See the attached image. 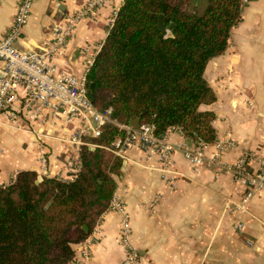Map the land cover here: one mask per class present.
I'll return each mask as SVG.
<instances>
[{"label": "crops", "instance_id": "0c3cea01", "mask_svg": "<svg viewBox=\"0 0 264 264\" xmlns=\"http://www.w3.org/2000/svg\"><path fill=\"white\" fill-rule=\"evenodd\" d=\"M88 1L34 0L16 49L40 51L53 41V26L82 12ZM17 3L0 0V39L14 20ZM121 5L122 0H104L86 14L53 66L83 77ZM204 79L215 96L214 102L200 107L214 114L216 138L205 146L206 155L216 143L229 142L222 164L233 165L246 154L247 169L258 170L259 161H264V0L242 1L241 19L230 32L227 49L208 61ZM74 128L51 118L41 128L0 116V187L12 183L20 171L35 172L41 180H69L73 171L67 168L63 138ZM167 138L173 145L186 139L174 128ZM120 158L125 165L115 177L110 201L120 211L102 214L88 238L75 247L72 264H121L127 250L124 236L140 264H264V190L241 212L237 206L244 190L229 171L194 168L175 152L172 169L177 179L172 187L162 179L155 155L128 149ZM238 223L243 224L241 233Z\"/></svg>", "mask_w": 264, "mask_h": 264}, {"label": "trees", "instance_id": "16d2710c", "mask_svg": "<svg viewBox=\"0 0 264 264\" xmlns=\"http://www.w3.org/2000/svg\"><path fill=\"white\" fill-rule=\"evenodd\" d=\"M241 4L122 0L85 75L91 103L110 110L112 123L97 138L83 137L80 169L71 181L43 177L36 183L35 172L20 171L0 187V264L73 263L75 247L109 209L122 166L109 150L124 134L119 126L147 112L140 125H152L157 137L175 128L204 146L215 141L214 114L200 109L215 100L204 69L227 49ZM160 16L163 28L172 25L170 36L159 28Z\"/></svg>", "mask_w": 264, "mask_h": 264}, {"label": "built area", "instance_id": "2783aa9c", "mask_svg": "<svg viewBox=\"0 0 264 264\" xmlns=\"http://www.w3.org/2000/svg\"><path fill=\"white\" fill-rule=\"evenodd\" d=\"M33 1L18 0L14 20L0 39V116L10 123L23 119L28 124L41 128L50 118L75 127L63 138L64 144L68 146L67 168L73 171V176L69 180L58 179L71 181L80 169L79 148L84 144L83 137H99L102 127L112 123V120L110 110L99 111L88 97L85 75L91 62L85 75L78 77L72 72L59 71L53 66V61L64 50L76 25L86 14L101 6L104 0H89L82 12H75L53 26L52 42L44 44L40 51L24 52L16 49L14 44L21 38L28 24ZM119 129L124 134L113 140L109 150L119 157L128 149H139L148 156L155 155L160 163L162 179L172 187L177 179L172 169V155L179 152L194 168L213 166L217 172L229 171L234 181L244 190L242 201L237 206V210L241 212H244L247 202L256 193L264 190V161H259V169L255 171L247 169L246 154L233 165L222 164L221 156L225 149L231 146L229 142L216 143L215 149L207 156L204 145L188 138L173 145L167 138L168 131L157 137L154 127L149 124L140 125L138 129L129 126H119ZM40 162L43 165L45 163L42 158ZM119 209L116 203L109 206V210L120 211ZM236 230L241 233L243 224L238 223ZM127 232L128 230L124 229V233ZM125 237L123 242L127 250L121 264H140L135 250ZM246 243L252 244L249 241Z\"/></svg>", "mask_w": 264, "mask_h": 264}, {"label": "water", "instance_id": "95a60500", "mask_svg": "<svg viewBox=\"0 0 264 264\" xmlns=\"http://www.w3.org/2000/svg\"><path fill=\"white\" fill-rule=\"evenodd\" d=\"M198 1H199V0H191L192 4H198ZM162 18H163L162 16H160V18H159V28H160L161 30H163V31L166 33V36H170V30H171V28H172V25L169 26L168 29L163 28L162 23H161V22H162ZM91 86H92V85H90V87H91ZM146 115H147V112H144V113L140 114L139 116H137L136 118H134L133 120H131V121L129 122L128 126H129L130 128H132V129H138L139 126H140V120H141L143 117H145ZM124 165H125V163L123 162L122 167H124ZM122 169H123V168H122ZM40 181H41V178H40V177H37L36 183H38V182H40ZM54 198H56V197H54ZM50 203H51V202H49L47 206H49ZM83 229H84V230H87V227L84 226Z\"/></svg>", "mask_w": 264, "mask_h": 264}]
</instances>
